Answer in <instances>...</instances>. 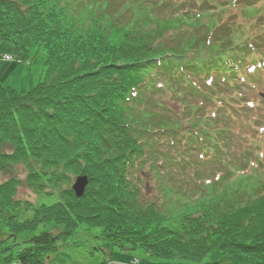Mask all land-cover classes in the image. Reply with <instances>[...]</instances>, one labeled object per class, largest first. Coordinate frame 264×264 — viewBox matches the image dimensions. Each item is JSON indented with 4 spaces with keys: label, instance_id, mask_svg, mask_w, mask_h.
I'll list each match as a JSON object with an SVG mask.
<instances>
[{
    "label": "trees",
    "instance_id": "trees-1",
    "mask_svg": "<svg viewBox=\"0 0 264 264\" xmlns=\"http://www.w3.org/2000/svg\"><path fill=\"white\" fill-rule=\"evenodd\" d=\"M243 1L248 16L250 0H0V42L26 59L28 35L47 66L27 91L0 84V224L27 243L0 246L11 249L2 264H65L57 253L79 227L95 230L110 256L142 248L178 264H264V171L220 192L226 172L264 167L253 153L229 166L225 154L227 118L246 116L250 134L264 136L254 110L264 106V24L252 26L256 12L246 29L225 17ZM162 136L226 156L222 180L201 188L200 200L189 196L198 212L175 227L129 178ZM18 171L57 200L18 199ZM79 174L89 177L80 198L71 188Z\"/></svg>",
    "mask_w": 264,
    "mask_h": 264
},
{
    "label": "rangeland",
    "instance_id": "rangeland-1",
    "mask_svg": "<svg viewBox=\"0 0 264 264\" xmlns=\"http://www.w3.org/2000/svg\"><path fill=\"white\" fill-rule=\"evenodd\" d=\"M225 1V0H222ZM242 1V0H239ZM110 8V7H109ZM247 8L245 2L235 6L232 10L225 14L227 19H237L244 29L250 25V12H256V16L252 19V26H261L264 24V1L250 0L248 16L242 15V10ZM110 11V9H109ZM23 46L26 48L28 59L23 62L9 61L5 59L6 55L14 56L21 59L23 54L16 53L15 46L11 42H0V84L11 86L20 91H27L30 87L43 80L46 74V50L40 48L31 37L26 35L23 38ZM155 98L172 99L171 95H156ZM251 99L254 97L251 95ZM264 116V106L254 109ZM231 129L230 135L227 137L228 150L225 154H229L232 161L229 166H233L236 159L239 161L242 155L253 153L255 157L262 159L264 163V136L250 134L251 127L248 125L250 121L246 116L227 118ZM159 141V143H158ZM154 145V150L151 148V156L139 162L136 168H132L129 173V178L132 183L137 185L141 191V198L144 202H154L160 207H164V211L169 214L168 220L165 222L170 227H175L177 221L186 213H197L198 208L195 207L196 201H192L189 196H194L193 199L200 200L198 192L204 186L211 184L213 180L221 181L218 175L225 172L224 160L226 156L219 158L213 155V150L207 153L204 149H198L196 146L189 143H182L178 139L170 136H162ZM225 143H222L224 145ZM226 149V148H224ZM189 155L193 156V162H188ZM204 156V157H203ZM159 157L158 163L154 162L155 158ZM188 157V159H187ZM190 161V160H189ZM247 163L244 169L236 170L228 174V179L220 185V192H236L239 187V178L264 171V167L256 166L254 162ZM226 167V166H225ZM231 167L227 168V170ZM196 170H201L202 174L197 175ZM22 180V184L18 188L17 198L23 201L33 202L34 205L40 203H51L59 197V192L53 194H36L25 182V173L18 171L16 173ZM12 175V174H9ZM241 175V176H240ZM240 176V177H239ZM239 177V178H238ZM0 178L5 176L0 174ZM238 178V180H237ZM75 177L73 178L74 183ZM218 185V184H216ZM172 187V188H171ZM208 188V187H207ZM189 189L190 194L186 196ZM218 189V187H217ZM208 193L205 197L209 200L216 195L213 190L207 189ZM194 192V193H192ZM219 192V191H217ZM182 194V195H180ZM142 201V202H143ZM32 215V210L22 211L20 217ZM39 231V230H38ZM37 231V233H38ZM95 230L87 231L79 227L78 230L68 239V242L62 244L57 255L65 260V264H178V259H162L156 256H151L142 248L130 250L115 249L112 256L109 252L105 253L96 247L99 244L98 238L94 237ZM25 236L10 234L8 229L0 224V241H3L0 246L15 245L12 250L17 251L23 248L27 243L24 242ZM11 252L7 250L0 254V264L3 262V254Z\"/></svg>",
    "mask_w": 264,
    "mask_h": 264
},
{
    "label": "water",
    "instance_id": "water-1",
    "mask_svg": "<svg viewBox=\"0 0 264 264\" xmlns=\"http://www.w3.org/2000/svg\"><path fill=\"white\" fill-rule=\"evenodd\" d=\"M88 185V176L87 175H79L76 178V181L73 185V190L75 191V194L77 197L83 196L86 190V186Z\"/></svg>",
    "mask_w": 264,
    "mask_h": 264
}]
</instances>
